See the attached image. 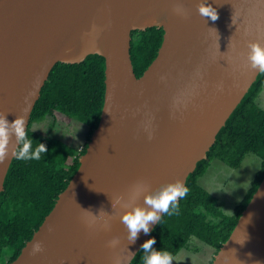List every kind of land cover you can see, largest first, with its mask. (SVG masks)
<instances>
[{"label":"water","instance_id":"95a60500","mask_svg":"<svg viewBox=\"0 0 264 264\" xmlns=\"http://www.w3.org/2000/svg\"><path fill=\"white\" fill-rule=\"evenodd\" d=\"M206 5L216 19L198 11ZM151 26L163 39L136 76L131 31ZM252 41L264 45V0H0V117H22L26 131L55 63L96 53L105 64L100 119L79 166L9 264H129L155 226L128 241L121 212L150 207L133 186L185 184L260 72L247 60ZM18 147L10 134L0 192ZM210 264H264V177Z\"/></svg>","mask_w":264,"mask_h":264},{"label":"trees","instance_id":"16d2710c","mask_svg":"<svg viewBox=\"0 0 264 264\" xmlns=\"http://www.w3.org/2000/svg\"><path fill=\"white\" fill-rule=\"evenodd\" d=\"M163 33V29L156 26L131 31L130 56L136 76H140L156 57ZM104 68L103 56L96 53L78 63L57 62L52 67L26 130L33 139V146L42 142L48 150L39 160H18L14 156L0 192V264H9L18 256L76 172L79 157L85 152L100 119L105 90ZM263 89L264 72H259L217 133L207 157L199 160L187 176L185 185L189 192L179 199L178 209L171 215L163 213L149 233L148 238H156L154 248L175 256L181 249L202 245L210 248L208 264L212 262L264 177V109L255 103ZM47 117L51 119L50 127L59 120L86 125V141L78 148L32 129L35 122ZM249 153L260 157V166L233 212L223 214L217 205V195L203 188L199 178L211 160L238 168ZM129 264H143V249H138Z\"/></svg>","mask_w":264,"mask_h":264},{"label":"clouds","instance_id":"9594fccd","mask_svg":"<svg viewBox=\"0 0 264 264\" xmlns=\"http://www.w3.org/2000/svg\"><path fill=\"white\" fill-rule=\"evenodd\" d=\"M198 11L213 20L218 15L215 8L208 5L199 8ZM246 56L251 67L264 72V45L258 41L249 42ZM218 87H222V85H218ZM12 133L15 134L19 142L18 150L15 152L18 160H39L42 158V154H45L48 150L46 144L42 142H38L33 146V139L25 131V122L22 117L18 116L14 121L9 122L3 116L0 117V159H3L4 155H6L7 140ZM141 192H144L145 205L150 207L135 206L130 210L121 212L120 215L121 222L126 226L129 242H134L141 230L144 233H148L150 231L149 222L156 224L160 220L162 213L171 215L176 211L179 199L188 194L189 188L181 181H174L163 183L152 192H145L144 185L137 182L133 186V194ZM85 210L92 215V219L88 223H94L97 214H93L87 209ZM118 242V238L113 237L107 244L110 247H114ZM155 242V237H149L141 243L143 264H172V254L166 250L154 248ZM32 251L34 254L42 251V242H33Z\"/></svg>","mask_w":264,"mask_h":264},{"label":"rangeland","instance_id":"374dc122","mask_svg":"<svg viewBox=\"0 0 264 264\" xmlns=\"http://www.w3.org/2000/svg\"><path fill=\"white\" fill-rule=\"evenodd\" d=\"M262 91L264 93V89ZM255 103L259 108L264 109V96L258 98L257 95ZM50 121V117H47V119L35 122L32 129L41 134L60 139L65 143L75 145L78 148L86 141L88 132L86 125L75 121L67 123L59 120L53 127H50ZM260 163V157L252 153L245 155L238 168H231L223 162L213 159L204 174L199 178L200 185L207 191L214 192L217 195V205L223 214H230L245 189L249 186ZM210 252L209 247H202L201 245L195 248L190 246L181 249L173 256L172 264H208Z\"/></svg>","mask_w":264,"mask_h":264},{"label":"crops","instance_id":"0c3cea01","mask_svg":"<svg viewBox=\"0 0 264 264\" xmlns=\"http://www.w3.org/2000/svg\"><path fill=\"white\" fill-rule=\"evenodd\" d=\"M263 94H264L263 91H262L261 93H259V94H258V98H259L260 96H264Z\"/></svg>","mask_w":264,"mask_h":264}]
</instances>
